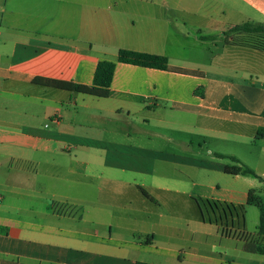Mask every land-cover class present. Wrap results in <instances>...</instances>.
Masks as SVG:
<instances>
[{"label":"crops","instance_id":"0c3cea01","mask_svg":"<svg viewBox=\"0 0 264 264\" xmlns=\"http://www.w3.org/2000/svg\"><path fill=\"white\" fill-rule=\"evenodd\" d=\"M244 23H264V0H0V264H264L242 247L264 237L225 207L242 192L215 190L212 149L103 136L134 118L202 150L264 129V30ZM121 48L168 69L116 61L106 97L35 81L89 85Z\"/></svg>","mask_w":264,"mask_h":264},{"label":"rangeland","instance_id":"374dc122","mask_svg":"<svg viewBox=\"0 0 264 264\" xmlns=\"http://www.w3.org/2000/svg\"><path fill=\"white\" fill-rule=\"evenodd\" d=\"M214 51L216 50L215 47ZM49 122V120H48ZM46 122V123H48ZM109 124V123H108ZM106 131L103 133L104 137H110L112 139L121 140L124 138L125 133H129V141L144 144L150 147H162L167 151H173L176 153H189L184 152L183 149L179 147L174 142H169L165 137H172L174 139L182 140L186 139L189 140L193 139V151L196 150L202 151L203 155L200 156L202 158L209 159V155H206V149L209 147L212 149L211 156L213 157L212 160L218 161L223 164L233 165L235 164L229 158H219L215 155V153L225 152L230 153L234 152L239 155L241 158L240 164L245 165L256 172V174L260 175L264 179V139L263 138H255L253 135L246 133L245 136L241 137H232L227 136L223 138L220 135H214L212 137L205 138V144L202 150L199 149L198 144V136L194 133L186 132V131H178L177 126H171L167 128H160L154 127L153 122H150V125L144 124L142 121L135 120L132 118L131 123L126 124V121L117 120L115 123L111 124V127H108ZM175 125V124H174ZM124 129V131H123ZM159 129V130H158ZM126 131V132H125ZM151 136V138H148ZM192 153V152H190ZM199 156V155H197ZM206 156V157H203ZM213 183L215 185H220L218 188H215L218 195H222L225 197H230L231 192L238 191L239 194H243V200L241 203L236 205V209L234 210L235 214H238L239 220L241 217L244 218V228L243 231L245 234L253 235L256 232V225L258 223V208L255 204L245 203V197L247 191L252 189L254 191L255 197L261 201H264L263 195V183L256 177L253 176H238L235 177L231 174L226 173H213ZM225 178H227V183L225 182ZM234 178H238L236 181H232ZM216 181V182H215ZM37 183V182H35ZM219 183V184H217ZM2 204H5L6 200L2 201ZM239 206V207H238ZM205 213V212H204ZM235 216V215H234ZM220 233V232H219ZM211 242L213 239V243L217 244L218 241H222L224 243L223 238L216 236L213 233L211 236Z\"/></svg>","mask_w":264,"mask_h":264},{"label":"trees","instance_id":"16d2710c","mask_svg":"<svg viewBox=\"0 0 264 264\" xmlns=\"http://www.w3.org/2000/svg\"><path fill=\"white\" fill-rule=\"evenodd\" d=\"M234 31H246V32H258L264 30V23L262 24H249L244 23L236 25L232 28ZM264 47V45H262ZM124 62L140 66L158 68V69H168V59L165 55L153 54L147 52H140L130 49L121 48L117 52L115 60H100L97 62L92 83L89 85L86 84H76L71 82L51 80V79H36V82L52 85L55 87L65 88L73 91H78L86 94L95 95L98 97H106L108 95V88L112 80V74L114 70L115 62ZM176 71L185 72V73H195V71H189L182 68H175ZM202 87L196 88L195 92L201 90ZM202 94V92H200ZM255 138L264 139V129L257 130ZM219 158H229L235 162L233 165H224V172L231 175H244V176H253L258 178L263 183V195H264V179L256 174L251 168L240 164V161L232 155H226L221 153H215ZM239 163V164H237ZM246 203H253L258 208V223L256 225V234L264 237V201H261L255 197L254 191L249 189L247 192ZM215 204V202H214ZM225 207L228 210L236 209V206L232 204H225ZM239 207V206H238ZM242 247L244 251L248 253H257L264 255V242H260L256 239L250 238L245 239L242 242ZM135 264H150L145 262H136Z\"/></svg>","mask_w":264,"mask_h":264}]
</instances>
